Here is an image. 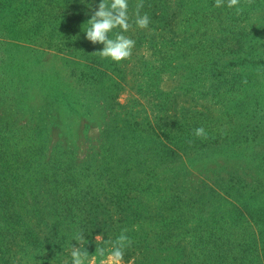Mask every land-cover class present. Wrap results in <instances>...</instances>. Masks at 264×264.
Masks as SVG:
<instances>
[{
    "label": "rangeland",
    "instance_id": "obj_1",
    "mask_svg": "<svg viewBox=\"0 0 264 264\" xmlns=\"http://www.w3.org/2000/svg\"><path fill=\"white\" fill-rule=\"evenodd\" d=\"M0 1L1 225L37 222L49 195L63 207L94 196L110 220L85 234L92 264H107L96 248L122 229L119 264H264V0H239V13L174 0V34L131 24L132 53L104 79L86 60L101 46L33 28L49 0ZM162 51L173 66L162 69ZM79 231L61 232L63 264ZM9 253L34 264L46 252Z\"/></svg>",
    "mask_w": 264,
    "mask_h": 264
},
{
    "label": "trees",
    "instance_id": "obj_2",
    "mask_svg": "<svg viewBox=\"0 0 264 264\" xmlns=\"http://www.w3.org/2000/svg\"><path fill=\"white\" fill-rule=\"evenodd\" d=\"M95 3V0H93ZM49 7L47 8L48 15L43 22L36 24V27H33L36 31H39L41 28H51L52 32L65 37L68 40L71 38L77 39L79 45L83 46L84 49L89 48H98L102 47L100 44H92L83 38V32L81 27L86 23L85 21L89 18L85 13L84 5L80 3V0H49ZM174 0H146L143 1L142 12H147L150 16V20L153 21L151 24L155 28H160L161 31L169 30V33H172L175 27L176 18L178 17L179 11L173 6ZM2 2L0 1V5ZM136 0H130V12L135 9ZM32 4H30L31 6ZM49 18V19H48ZM168 29V30H167ZM145 32H143L144 34ZM164 33V34H166ZM174 34V32H173ZM151 37H157L154 34H151ZM138 44L141 43L139 36L136 38ZM151 42V40H150ZM173 51V49H172ZM86 60H92L94 65H96V74L100 79L107 77V70H119V66L123 63V60L117 62L112 61L108 58H101L99 53L95 50L86 52L88 54ZM162 56H165V60L162 65V69H166L169 66H173L175 59L173 54L170 52H161ZM171 61V63L169 62ZM107 65V67H106ZM114 77V75H112ZM96 77V76H95ZM95 79V78H94ZM69 176H72L68 174ZM73 179H67L71 194H79L76 192L78 189V180L72 176ZM76 181V183H75ZM50 200L51 208L49 211L37 208L34 209L36 217H39L32 225L23 226L20 222L14 223L12 225H1L0 224V236L3 240L6 239L8 235L18 239V242L15 240L11 241H2L0 238V264H27L23 262L22 259L16 258V253H9L11 247L16 245L21 252L28 250V247L36 246L40 247L41 250H45V256L41 261L34 264H63L64 250L62 245L64 242L68 241L67 235H61L63 230L76 229L80 230L79 232H84L89 236L97 233H104L107 227V222L109 219L100 220V214H106L108 210L101 208L103 212L97 210L98 205L94 196H89L87 199L82 200L81 202L72 201L71 205L66 204L62 206L60 200L58 201L55 196H48ZM120 203V201H118ZM59 203V204H58ZM33 213V212H32ZM17 218L29 215L30 211H19L13 212ZM48 216L56 219L48 221ZM77 217L79 220H77ZM60 218L66 219L68 222L65 226L64 223L60 221ZM46 221V222H45ZM75 226H72L74 225ZM23 226V227H22ZM54 232H56L54 234ZM85 244L86 250L90 251V237L87 238V241H81V244ZM77 243H74V245ZM48 249L50 254L53 253L52 249L55 250L56 256L51 257L47 254ZM8 256V257H7Z\"/></svg>",
    "mask_w": 264,
    "mask_h": 264
},
{
    "label": "clouds",
    "instance_id": "obj_3",
    "mask_svg": "<svg viewBox=\"0 0 264 264\" xmlns=\"http://www.w3.org/2000/svg\"><path fill=\"white\" fill-rule=\"evenodd\" d=\"M84 5L85 13L89 18L81 27L83 38L92 44H100L102 47L97 51L102 58L112 61H121L129 57L135 45V40L127 35L131 24L139 28H147L150 24V16L147 12H142L143 2L140 0L136 4L134 11L130 12V0H80ZM225 0H216V5L220 6ZM239 0H227L229 8H234L237 13ZM194 135L206 137L207 130L203 126L196 127ZM99 238V234H97ZM75 239L77 244H73ZM87 241L84 232L73 234L70 240L69 259L65 264H92L91 254L86 250ZM108 247L100 246L96 248L97 255H105L107 264H119L124 255L125 249L131 244V239L127 235V229H122L115 240L107 241ZM63 247V246H62Z\"/></svg>",
    "mask_w": 264,
    "mask_h": 264
}]
</instances>
